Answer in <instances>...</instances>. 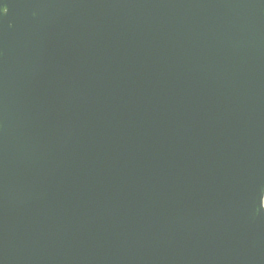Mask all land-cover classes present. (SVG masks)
Here are the masks:
<instances>
[{"label": "water", "instance_id": "1", "mask_svg": "<svg viewBox=\"0 0 264 264\" xmlns=\"http://www.w3.org/2000/svg\"><path fill=\"white\" fill-rule=\"evenodd\" d=\"M0 264H264V0H0Z\"/></svg>", "mask_w": 264, "mask_h": 264}, {"label": "snow or ice", "instance_id": "2", "mask_svg": "<svg viewBox=\"0 0 264 264\" xmlns=\"http://www.w3.org/2000/svg\"><path fill=\"white\" fill-rule=\"evenodd\" d=\"M260 196H261V194H260Z\"/></svg>", "mask_w": 264, "mask_h": 264}]
</instances>
